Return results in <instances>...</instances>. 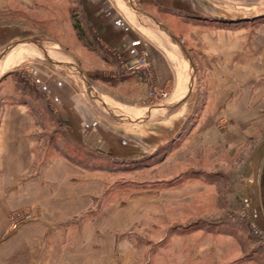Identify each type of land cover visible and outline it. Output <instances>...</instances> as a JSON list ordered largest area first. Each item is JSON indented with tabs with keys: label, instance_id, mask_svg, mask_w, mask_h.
Returning <instances> with one entry per match:
<instances>
[{
	"label": "rangeland",
	"instance_id": "374dc122",
	"mask_svg": "<svg viewBox=\"0 0 264 264\" xmlns=\"http://www.w3.org/2000/svg\"><path fill=\"white\" fill-rule=\"evenodd\" d=\"M110 1L157 46L170 50L179 66L187 62L186 81L181 91L173 86V103H166L168 94L150 98L144 84L151 116L144 115L142 104L127 99L129 114L123 116L125 111L99 99L102 91L115 97L121 91L94 80L101 66L92 34L82 26L80 0H8L0 10V125L5 106L23 101L41 133H31L37 141L25 150L32 163L25 159L23 177L13 179L10 172L0 180V264H181L179 242L189 235L192 221L248 219L240 202L222 195L220 188L221 182L232 186L253 150L254 142L239 147L245 137L240 128L261 125L254 140L264 138V15L253 17L264 11V0H195L199 12L194 15L179 11L181 0ZM71 14L83 39L73 29ZM80 41L91 50L86 56ZM8 54L16 60L4 72ZM38 66L52 75H68L74 95L82 94L103 119L102 135L88 128L97 148L88 142L86 149L65 132L63 110L40 83ZM150 70L165 91L152 64ZM118 71L107 77L118 79ZM12 87L25 98L14 95ZM32 91L41 99L38 107L32 106ZM179 94L184 95L180 102ZM180 128L185 130L179 136ZM226 130H236L229 133L232 141L227 132L222 141ZM207 135L211 144L204 142ZM196 169L221 177L200 173L203 179L197 181ZM248 226L264 246V232L252 222ZM38 248L41 259L33 260ZM241 249L221 244L228 255L215 264L231 261ZM48 255L49 260L42 259Z\"/></svg>",
	"mask_w": 264,
	"mask_h": 264
},
{
	"label": "crops",
	"instance_id": "0c3cea01",
	"mask_svg": "<svg viewBox=\"0 0 264 264\" xmlns=\"http://www.w3.org/2000/svg\"><path fill=\"white\" fill-rule=\"evenodd\" d=\"M7 1L0 0V10L6 7ZM148 2L162 4L155 0H149ZM193 2L195 0L179 1L183 5V7H179V11L186 14H196L199 11L194 9L195 4ZM80 6L83 29L90 31L92 34V41L96 48L95 61L101 66L96 71L94 80L101 83L104 89L106 86L109 87L107 89H112L111 91L114 93V90L121 91L118 97L113 96V94L107 91H102L99 99H101L105 106L110 104L113 109L117 107L125 111L129 106V103L124 101V99H127L130 102L142 104L144 107H141V109L145 110L143 112L144 115L148 112V115L151 116V103H148L149 105L146 104L148 96H146L144 84L137 81L134 77L121 75L122 66L127 61L135 58L143 50L149 53L158 86L167 91L168 99L166 103L176 101L174 99L176 90L172 88L174 86L177 89L178 86V59L172 56L170 50H163L157 46L156 42L151 40L145 31L135 26V24H131L129 22L131 18L121 12V9L116 8L110 0H80ZM262 15H264V11L255 14L253 17H260ZM246 18H249V16ZM54 46L56 47L57 45ZM80 46L83 56L90 53L91 50L88 46L82 43ZM9 56H11L10 60L8 59ZM14 60H16V56L8 54L2 63V71L5 72L8 70ZM185 63L188 66L187 62ZM81 64L85 68L88 66L87 61L82 60ZM38 67L40 69L38 73L40 79H38L40 83L46 85L47 91H49L47 92L49 94L48 97H51L54 105H58L59 109L63 110V126L66 129L65 132L74 138L77 144L86 146V149L89 146L88 142H92L90 144L91 147L97 148L98 144L88 139L90 135L88 134V128H92V133L102 135V132L98 133V128H105L103 119L89 108L87 100L82 97V94L80 96L74 95L72 91V79L68 75L64 74L59 77L58 75L50 74L43 67ZM117 69L119 70L117 74L118 79L107 77L110 71ZM107 82L110 83L108 84ZM12 90L15 91L14 95L18 98H25L19 88L12 87ZM29 95L33 99L31 100L33 102L32 106L38 107V103L41 100L40 97L33 91ZM183 97L184 95L179 94V102ZM29 106L27 102L13 101L4 108L0 125V180L2 181L8 179L4 174L10 172L11 175H15V177L12 176L11 178H15L16 180L22 178L25 159H27V164L32 163V156H27L25 150H31L32 146H34L33 143H35V140L37 141V139H33L32 141L31 138L33 137L31 133L33 134L37 131L39 134L41 133V129H38V123L34 121L29 113ZM123 113H125L122 114L123 116H128L129 114L126 111ZM226 114L227 110H224L222 115L226 116ZM260 127L261 125L257 128H240V132L245 133V137H243V141H245H240L238 143L239 147L246 146L251 142H254V147L251 155L245 160L243 167L238 173V177H232V186L230 183L224 185L225 182H221L220 188L222 195L226 194L225 197L230 196L240 202V206L244 208L248 219L242 220L239 218V221L218 220L219 223L211 220H206L205 222H200V220L192 221L186 228L188 230L187 234L189 235L182 238L183 242H179V261H182L181 264H189V262H191L190 264H205V262L215 264L216 261H222L227 257L228 253H224L221 250V244L227 242L234 246L239 245L242 249L236 258H233L225 264H231L232 262H237L236 264H238V262L245 263L248 261L258 264L262 260V257H264V246H259L256 243V238L252 237L250 231H248V223L252 222L264 232V138L262 140H258V138L256 139L257 141L254 140L263 129ZM35 128L37 129L35 130ZM210 129L208 128V133ZM184 130L185 128L179 129V136L183 134ZM225 132L230 136L229 141H232V135L229 133H236V130H226L224 134H220V136L222 135V141H226L228 138ZM249 134H251V138H247ZM203 139L206 140L204 142L211 144L213 138L207 135ZM194 153L197 157L201 154L198 150ZM196 170L193 174L197 176L194 177L197 181L203 179L200 173H204L205 175L203 174V176H208V178L217 177L219 179L221 177H219L220 172H215V175H213L212 173H206L199 169ZM212 182H209L208 185H212ZM193 183L196 185L198 182L195 181ZM17 188L21 189L20 186ZM200 233H204V236L198 237L197 235ZM6 239L7 237H5V241ZM39 253L38 248L37 252L33 253V260L41 259ZM42 259L49 260V255L47 257L43 256ZM210 261L211 263H209Z\"/></svg>",
	"mask_w": 264,
	"mask_h": 264
},
{
	"label": "built area",
	"instance_id": "2783aa9c",
	"mask_svg": "<svg viewBox=\"0 0 264 264\" xmlns=\"http://www.w3.org/2000/svg\"><path fill=\"white\" fill-rule=\"evenodd\" d=\"M150 69L149 55L146 51H141L135 58L122 66L121 75L134 77L140 83L145 84L150 98L154 100L165 98L167 93L156 86Z\"/></svg>",
	"mask_w": 264,
	"mask_h": 264
},
{
	"label": "bare ground",
	"instance_id": "6f19581e",
	"mask_svg": "<svg viewBox=\"0 0 264 264\" xmlns=\"http://www.w3.org/2000/svg\"><path fill=\"white\" fill-rule=\"evenodd\" d=\"M8 59L10 60L11 56L8 57ZM185 70H186V65L185 64L181 65V66L177 65V74H178V86H177V88H178V90L184 84V82L186 81L185 80L186 79V77H185V72L186 71ZM179 91H181V90H179Z\"/></svg>",
	"mask_w": 264,
	"mask_h": 264
},
{
	"label": "trees",
	"instance_id": "16d2710c",
	"mask_svg": "<svg viewBox=\"0 0 264 264\" xmlns=\"http://www.w3.org/2000/svg\"><path fill=\"white\" fill-rule=\"evenodd\" d=\"M71 18H72V21H73V29L76 31V35H77L78 39H83L84 38V33H83V30H82V27L80 26L79 21L76 19L74 14H71Z\"/></svg>",
	"mask_w": 264,
	"mask_h": 264
}]
</instances>
